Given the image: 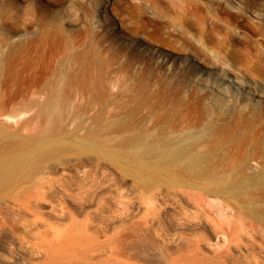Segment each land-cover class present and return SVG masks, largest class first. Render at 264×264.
Listing matches in <instances>:
<instances>
[{"label": "rangeland", "instance_id": "374dc122", "mask_svg": "<svg viewBox=\"0 0 264 264\" xmlns=\"http://www.w3.org/2000/svg\"><path fill=\"white\" fill-rule=\"evenodd\" d=\"M236 1L0 0V42L18 48L0 74L15 101L12 123H27L21 133L28 147L43 137L103 141L144 122V102L181 96L201 76L220 77L247 94V83L261 80L236 65L264 58V0ZM210 51L224 58L214 60ZM255 64L264 69L261 59ZM227 68L242 73L243 82L226 78ZM55 80L62 102L52 118L47 107L38 114L29 101H45ZM35 86L40 92L32 94ZM81 146L53 148L45 159L50 178L31 187L37 196L25 191L21 205L3 204L0 264H253L257 258L248 243L239 252L217 238L211 205L196 207L166 183L141 177L133 162L121 165Z\"/></svg>", "mask_w": 264, "mask_h": 264}, {"label": "bare ground", "instance_id": "6f19581e", "mask_svg": "<svg viewBox=\"0 0 264 264\" xmlns=\"http://www.w3.org/2000/svg\"><path fill=\"white\" fill-rule=\"evenodd\" d=\"M14 51H18L14 44L0 42V74L7 71ZM210 52L214 60L221 59L220 51ZM260 59L264 61L259 58L241 63L245 67L236 65L243 74L261 80L260 84L247 83V94L219 81L220 77L201 76L186 93L179 91L180 86L176 92L181 96L162 94L163 98L144 102L141 108H147L148 123L144 124L145 115L132 132L103 141L43 137L28 147L21 133L27 123H12L17 114L9 105L15 101L0 84V214L8 201L21 205L19 196L25 191L37 196L39 191L31 187L38 189L50 178L52 168L45 159L53 148L78 144L121 165L133 162L141 177L166 183L185 199H195L196 207L211 205L215 213L208 221L220 228L217 238L239 252L238 245L248 243L257 254L253 264H264V69L255 64ZM222 72L226 78L238 79L242 74L228 68ZM31 90L32 94L40 92L37 86ZM61 102L55 80L46 100L33 97L29 106L38 105V114L47 107L48 116L54 118Z\"/></svg>", "mask_w": 264, "mask_h": 264}]
</instances>
